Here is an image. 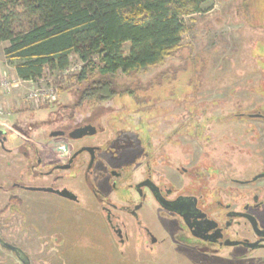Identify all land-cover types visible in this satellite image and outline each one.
I'll list each match as a JSON object with an SVG mask.
<instances>
[{
	"label": "rangeland",
	"instance_id": "rangeland-1",
	"mask_svg": "<svg viewBox=\"0 0 264 264\" xmlns=\"http://www.w3.org/2000/svg\"><path fill=\"white\" fill-rule=\"evenodd\" d=\"M207 8L211 10L185 19L188 29L181 47L163 65L131 76L122 72L109 76L120 93L110 103L77 105L80 91L98 79L93 75L65 83L64 92L55 74L0 96L2 104L10 105V116L0 118V186L8 181L30 189L20 192L18 186L8 185L9 193L23 204L12 205L0 217V230L32 264H264V249L250 254L240 245L196 242L158 207L157 221L146 223L161 244L150 246L138 233L133 235L131 220L125 226L131 238L121 226L103 221L102 206L83 177L70 182V190L81 199L74 204L46 191L54 176H37L65 163L81 146L99 144L93 178L100 181L103 174L111 178L97 184L111 192L110 200L117 205L137 203L129 186L149 173L169 177L171 199L191 193L202 197L200 207L239 202L224 195L237 191L243 196L235 182L264 170V134L249 118L264 117V0H212ZM130 47L124 46L126 55ZM82 67L72 56L64 75L77 76ZM4 72L15 78L11 66ZM34 87H53L57 100L38 108L26 100ZM86 119L94 137L77 143L62 138L70 131L75 134L76 124ZM122 168L123 179L112 186L111 169L120 173ZM63 172L75 176L74 170ZM7 193L0 194V210L11 195ZM56 201L60 204L52 203ZM46 217L52 218L44 222L50 228L40 224ZM232 232V242L243 239ZM0 264L21 263L0 246Z\"/></svg>",
	"mask_w": 264,
	"mask_h": 264
},
{
	"label": "trees",
	"instance_id": "trees-1",
	"mask_svg": "<svg viewBox=\"0 0 264 264\" xmlns=\"http://www.w3.org/2000/svg\"><path fill=\"white\" fill-rule=\"evenodd\" d=\"M210 2L0 0V44H8L5 60L21 81L37 83L56 74L64 92L67 82L98 77L80 91L77 105H100L120 94L109 76H131L163 65L181 47L188 29L185 19L211 10L205 9ZM126 44L131 46L128 55ZM72 56L83 64L77 76L64 75ZM11 203L20 206L22 201L13 198Z\"/></svg>",
	"mask_w": 264,
	"mask_h": 264
},
{
	"label": "flooded vegetation",
	"instance_id": "flooded-vegetation-1",
	"mask_svg": "<svg viewBox=\"0 0 264 264\" xmlns=\"http://www.w3.org/2000/svg\"><path fill=\"white\" fill-rule=\"evenodd\" d=\"M249 118L252 123L259 126L260 132L264 134L263 115H250ZM251 118L255 119V121ZM89 124H91L89 119H86L82 123L78 122L76 124L77 131L75 130V134L71 135L70 131L67 135L62 136V138L66 137L69 140H73V143H77L78 141L94 137L92 136V132L89 129ZM84 128H86L85 132H78ZM82 148H91L94 151L93 161L92 155L88 151L82 152L74 157L75 154L78 153ZM100 150L99 144L94 147L81 146L79 149L73 151L65 163L60 162L57 168L55 167L50 169V172H40L37 176L41 178L54 176L50 186H48L47 190L49 191L47 192L57 198L65 199L74 204H79V202L81 203V199L79 195L72 192L73 189L70 186V182L83 177L85 182L89 184L88 189H90L91 195L96 200H98L102 206L101 212L103 214V221L106 224L110 223L112 225L116 224L117 226H121V231L131 238L130 229L125 227L127 222L131 220L132 224L134 225V231L132 232L133 235L138 233L139 236H142L148 241L150 246L161 244L158 236L155 234V232H153V229L150 227V225L148 227L146 223L152 219L154 222L157 221L155 209L158 207L164 212L172 215L173 219L175 218L178 220L180 222L179 229L181 228L182 231L187 233L196 242L224 247L227 246L226 242L231 241L230 236L234 230L236 234L243 237V239H241L242 245L240 246H243L249 250L250 254H252L251 252H255L257 249H264V177H259L264 175V170L262 174L255 175L250 179L235 182L234 188L237 186L239 191L244 194L243 196L237 191L231 193L229 192L228 195H224L225 197L233 199V201L234 199H238L237 201L239 202L237 203L235 201H227L226 203L216 201L211 204L209 203L210 205L206 206V204L203 202V207H200L199 203L201 202L202 197L199 198L198 196L191 193L186 194L183 198L177 197L175 199H171L174 191L171 182L168 179L169 177H167L166 174L159 175L158 177L152 173H149L139 183L129 186L137 194L139 201H137V203L120 201L121 203L128 204L127 206H122L111 201V198L109 197L111 192L105 190L97 184V182H101L103 178L104 180H110L111 178L103 174V178L100 181L94 180V172L96 170L95 164L98 162V152ZM83 155L86 157L83 158ZM161 162L162 160L159 161V163ZM39 164L41 163L39 162ZM32 168H35L34 165ZM56 170L60 171L57 175H55ZM65 170H74L75 176H65L63 174V171ZM119 171L120 173H118L117 170L111 169L109 175L112 177V186L117 184L119 180L121 181L123 179V168ZM5 176L7 177L8 175ZM57 183L61 185H55ZM8 185L16 187L18 186L17 188L20 190V192L30 190L26 186L10 184L8 181H3L0 186V194L3 192H8L7 194L9 195L11 194L9 193ZM12 194L8 196L9 198L7 203L9 204L7 205L6 203L0 212L5 208L9 209L13 205L11 203L13 198H19L23 204V200L19 196ZM114 209L119 210L117 212H122V214H115V212L112 211ZM4 216L0 217L3 218ZM26 217L28 224H31L29 222V216ZM158 218L161 221L164 220L163 218ZM128 225L129 222L127 226ZM124 228L126 229L124 230ZM1 237L3 238V236ZM157 246L159 247L160 245ZM196 247L198 250L200 249V247ZM185 249L189 250L190 248L186 247ZM191 250H194V248Z\"/></svg>",
	"mask_w": 264,
	"mask_h": 264
},
{
	"label": "built area",
	"instance_id": "built-area-1",
	"mask_svg": "<svg viewBox=\"0 0 264 264\" xmlns=\"http://www.w3.org/2000/svg\"><path fill=\"white\" fill-rule=\"evenodd\" d=\"M26 84L19 79L11 78L6 73L0 77V96L7 95L15 88ZM26 100L35 106H40L47 103H53L57 100L56 90L53 87H34L27 94ZM10 105L0 102V118L10 116Z\"/></svg>",
	"mask_w": 264,
	"mask_h": 264
},
{
	"label": "water",
	"instance_id": "water-1",
	"mask_svg": "<svg viewBox=\"0 0 264 264\" xmlns=\"http://www.w3.org/2000/svg\"><path fill=\"white\" fill-rule=\"evenodd\" d=\"M85 131H86V128L81 129L78 132L83 133ZM85 151H88L91 153L92 161H93L94 160V151L91 148H82L78 153L75 154L74 157H76L77 155H79L80 153L85 152ZM259 177L263 178L264 175H261ZM39 190H41V189H37V191H39ZM46 191H49V190H46ZM226 245L227 246H239V245H242V242H239V241L238 242H231V241H229V242H226ZM0 246L2 248H4L5 250L12 252L21 264H32L30 257L28 256V254L23 249H21L18 246H15L11 243L6 242L1 236H0Z\"/></svg>",
	"mask_w": 264,
	"mask_h": 264
},
{
	"label": "crops",
	"instance_id": "crops-1",
	"mask_svg": "<svg viewBox=\"0 0 264 264\" xmlns=\"http://www.w3.org/2000/svg\"><path fill=\"white\" fill-rule=\"evenodd\" d=\"M8 46V44L7 43H3V44H0V77L3 75V74H5L6 72H4V70H5V67H7V66H9L10 67V65H8V63L6 62V60H5V57H4V49L6 48ZM6 65V66H5ZM11 69H12V75L16 78V79H18L17 78V76H16V74H15V72H14V69L11 67ZM26 84H32L33 82H25ZM9 117V116H8ZM55 197V196H54ZM55 199H57V198H55ZM52 203H56V204H60V202H58V201H56V202H52ZM54 211H55V209H54ZM28 213H30V211L29 210H27V214ZM55 214H56V211H55ZM31 218L33 217V215L32 216H30ZM43 219V218H42ZM46 220H41L42 222H40V224H45L46 225V227L48 228H50V226H47V225H49L48 223H50V220L52 219V218H48V217H46L45 218ZM48 222V223H44V222ZM52 236V235H51ZM51 239H52V241L53 242H55L54 241V239L51 237ZM29 256V255H28Z\"/></svg>",
	"mask_w": 264,
	"mask_h": 264
}]
</instances>
